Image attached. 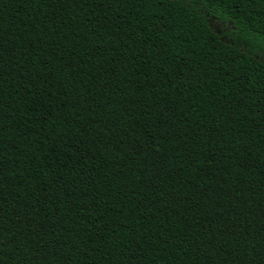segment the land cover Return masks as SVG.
<instances>
[{"label":"trees","instance_id":"1","mask_svg":"<svg viewBox=\"0 0 264 264\" xmlns=\"http://www.w3.org/2000/svg\"><path fill=\"white\" fill-rule=\"evenodd\" d=\"M262 49L264 0H0V264H264Z\"/></svg>","mask_w":264,"mask_h":264},{"label":"flooded vegetation","instance_id":"2","mask_svg":"<svg viewBox=\"0 0 264 264\" xmlns=\"http://www.w3.org/2000/svg\"><path fill=\"white\" fill-rule=\"evenodd\" d=\"M215 28L219 35L224 36V38L229 37V35L233 34L235 32V28H231L230 25H227L224 22H215ZM259 53L261 57H264V49L259 50Z\"/></svg>","mask_w":264,"mask_h":264},{"label":"rangeland","instance_id":"3","mask_svg":"<svg viewBox=\"0 0 264 264\" xmlns=\"http://www.w3.org/2000/svg\"><path fill=\"white\" fill-rule=\"evenodd\" d=\"M216 25V24H215ZM215 27V26H214ZM216 29V28H215Z\"/></svg>","mask_w":264,"mask_h":264}]
</instances>
